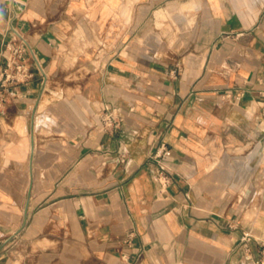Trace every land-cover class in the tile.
Instances as JSON below:
<instances>
[{"label":"crops","instance_id":"1","mask_svg":"<svg viewBox=\"0 0 264 264\" xmlns=\"http://www.w3.org/2000/svg\"><path fill=\"white\" fill-rule=\"evenodd\" d=\"M15 31L47 78L0 108V264L257 255L264 0H0V48Z\"/></svg>","mask_w":264,"mask_h":264},{"label":"built area","instance_id":"2","mask_svg":"<svg viewBox=\"0 0 264 264\" xmlns=\"http://www.w3.org/2000/svg\"><path fill=\"white\" fill-rule=\"evenodd\" d=\"M18 42L8 41L0 48V108L5 106L10 95L15 89L30 84L36 76V71L43 77L45 83L47 74L40 64L38 55L30 47L28 41L19 32L15 31ZM232 95V94H228ZM125 116L119 107L105 105L101 115L102 129L112 135L122 131ZM166 147L162 150L166 153ZM159 183L162 188L168 184V177L161 170L158 173ZM248 236L243 237L239 245L244 249L243 261L241 264H264V243L260 244L257 255L247 247Z\"/></svg>","mask_w":264,"mask_h":264}]
</instances>
